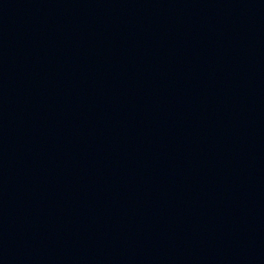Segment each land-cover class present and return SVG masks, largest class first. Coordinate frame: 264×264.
<instances>
[{"label":"water","instance_id":"1","mask_svg":"<svg viewBox=\"0 0 264 264\" xmlns=\"http://www.w3.org/2000/svg\"><path fill=\"white\" fill-rule=\"evenodd\" d=\"M0 264H264V0H0Z\"/></svg>","mask_w":264,"mask_h":264}]
</instances>
